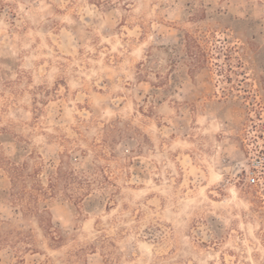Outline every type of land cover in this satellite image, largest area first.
Returning <instances> with one entry per match:
<instances>
[{"label": "rangeland", "instance_id": "obj_1", "mask_svg": "<svg viewBox=\"0 0 264 264\" xmlns=\"http://www.w3.org/2000/svg\"><path fill=\"white\" fill-rule=\"evenodd\" d=\"M0 264H264V0H0Z\"/></svg>", "mask_w": 264, "mask_h": 264}, {"label": "trees", "instance_id": "obj_2", "mask_svg": "<svg viewBox=\"0 0 264 264\" xmlns=\"http://www.w3.org/2000/svg\"><path fill=\"white\" fill-rule=\"evenodd\" d=\"M4 162V161H2ZM8 163V162H7ZM5 164L6 172L9 175V181L13 189H15L16 194L15 197L18 201H22V199H32L33 202L36 204L34 208L31 209L39 210L38 202L35 201L38 196L40 197H47L49 194L54 193L56 189V183L53 182L52 178L48 179L47 187L48 189H44L43 187L39 186V184L33 185L34 180V174L37 175L36 172L28 173L26 171V165H20L16 166L14 164L8 163ZM57 176H59L60 180H63V182L66 184V188L70 187V185H81L80 178H77L74 173L72 172H62L59 170V172L56 173ZM51 176V175H50ZM31 181V185H33L31 190L25 189V183L26 181ZM70 197V196H68ZM72 197V196H71ZM45 206H41L40 209L45 211ZM31 209H27V212H31Z\"/></svg>", "mask_w": 264, "mask_h": 264}, {"label": "built area", "instance_id": "obj_3", "mask_svg": "<svg viewBox=\"0 0 264 264\" xmlns=\"http://www.w3.org/2000/svg\"><path fill=\"white\" fill-rule=\"evenodd\" d=\"M249 184H255L257 181L256 175L253 173L249 178L246 179Z\"/></svg>", "mask_w": 264, "mask_h": 264}]
</instances>
